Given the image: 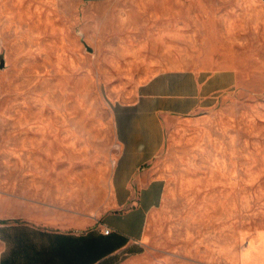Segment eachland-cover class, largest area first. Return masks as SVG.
<instances>
[{
    "label": "rangeland",
    "instance_id": "obj_1",
    "mask_svg": "<svg viewBox=\"0 0 264 264\" xmlns=\"http://www.w3.org/2000/svg\"><path fill=\"white\" fill-rule=\"evenodd\" d=\"M2 55L0 220L66 230L115 208L145 82L232 70L207 104L165 116L136 260L264 264V0H0Z\"/></svg>",
    "mask_w": 264,
    "mask_h": 264
},
{
    "label": "crops",
    "instance_id": "obj_2",
    "mask_svg": "<svg viewBox=\"0 0 264 264\" xmlns=\"http://www.w3.org/2000/svg\"><path fill=\"white\" fill-rule=\"evenodd\" d=\"M233 84L234 73L228 69L210 75L165 73L145 82L129 106L137 120L131 119L129 128L123 125L120 133L122 151L112 178L115 208L104 214L101 226L66 230L0 220V264H138L146 221L162 191V180L144 165L163 147L165 116L192 112Z\"/></svg>",
    "mask_w": 264,
    "mask_h": 264
},
{
    "label": "water",
    "instance_id": "obj_3",
    "mask_svg": "<svg viewBox=\"0 0 264 264\" xmlns=\"http://www.w3.org/2000/svg\"><path fill=\"white\" fill-rule=\"evenodd\" d=\"M86 45H87V47H88L89 50H93V49L91 48V46H89V45L87 44V42H86ZM0 66H1V67H4V66H5V58H4L3 55L1 56V64H0Z\"/></svg>",
    "mask_w": 264,
    "mask_h": 264
},
{
    "label": "built area",
    "instance_id": "obj_4",
    "mask_svg": "<svg viewBox=\"0 0 264 264\" xmlns=\"http://www.w3.org/2000/svg\"><path fill=\"white\" fill-rule=\"evenodd\" d=\"M110 231H111V228L108 227V226H105V232H106V233H110Z\"/></svg>",
    "mask_w": 264,
    "mask_h": 264
},
{
    "label": "bare ground",
    "instance_id": "obj_5",
    "mask_svg": "<svg viewBox=\"0 0 264 264\" xmlns=\"http://www.w3.org/2000/svg\"><path fill=\"white\" fill-rule=\"evenodd\" d=\"M252 260V259H251Z\"/></svg>",
    "mask_w": 264,
    "mask_h": 264
}]
</instances>
